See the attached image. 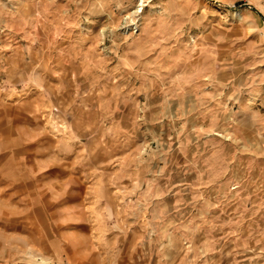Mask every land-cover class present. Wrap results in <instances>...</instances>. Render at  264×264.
<instances>
[{
  "label": "rangeland",
  "instance_id": "1",
  "mask_svg": "<svg viewBox=\"0 0 264 264\" xmlns=\"http://www.w3.org/2000/svg\"><path fill=\"white\" fill-rule=\"evenodd\" d=\"M0 264H264V0H0Z\"/></svg>",
  "mask_w": 264,
  "mask_h": 264
},
{
  "label": "bare ground",
  "instance_id": "2",
  "mask_svg": "<svg viewBox=\"0 0 264 264\" xmlns=\"http://www.w3.org/2000/svg\"><path fill=\"white\" fill-rule=\"evenodd\" d=\"M237 14V13H236Z\"/></svg>",
  "mask_w": 264,
  "mask_h": 264
}]
</instances>
